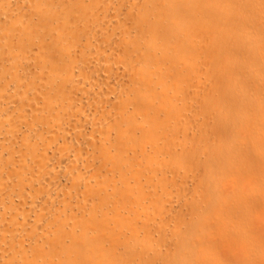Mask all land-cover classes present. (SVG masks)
<instances>
[{"label": "bare ground", "instance_id": "obj_1", "mask_svg": "<svg viewBox=\"0 0 264 264\" xmlns=\"http://www.w3.org/2000/svg\"><path fill=\"white\" fill-rule=\"evenodd\" d=\"M0 264H264V0H0Z\"/></svg>", "mask_w": 264, "mask_h": 264}]
</instances>
